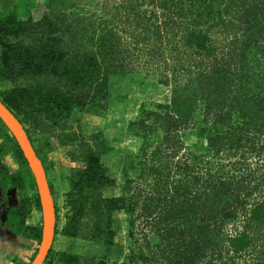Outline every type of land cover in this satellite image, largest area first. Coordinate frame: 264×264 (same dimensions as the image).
<instances>
[{"label": "trees", "instance_id": "16d2710c", "mask_svg": "<svg viewBox=\"0 0 264 264\" xmlns=\"http://www.w3.org/2000/svg\"><path fill=\"white\" fill-rule=\"evenodd\" d=\"M47 2L63 7L72 0ZM150 3L154 9L149 30L157 43L147 48L152 55L144 63L155 65L156 59L159 83L170 90V97L153 110L142 109L133 125L142 131L146 148L152 147L151 160L158 164L150 168L157 186L155 200L158 204L171 201V224L163 222L158 247L165 249L167 264H200L208 254L229 264L238 258L242 264H264V0ZM42 21L50 31L48 37L58 31L56 23L46 17ZM23 27L14 8L0 16V82L50 74L62 83L61 87L12 88L0 94L23 128L25 123L37 128L38 119L59 128L74 109L83 111L106 101L109 77L133 72L134 63L141 62H128V51L121 43L104 37L98 54L83 55L79 66H68L69 55L54 38L34 46L8 40L19 36ZM145 39H138L134 50L148 44ZM195 129L205 153L183 152L180 159L182 135ZM58 146L75 164L66 193L70 215L61 234L79 236L90 203L98 219H107L106 244L112 245L110 217L127 205L124 197L99 195L115 184L101 162L107 147L101 144L94 149L74 132L62 135ZM28 186H35L28 167L24 177L0 164V232L40 244L42 219L28 224L31 201L22 198L15 204L12 198L15 190ZM49 188L52 194L50 184ZM34 207L41 211L38 194ZM51 249L43 264L53 259ZM4 258L14 262L11 256ZM57 261L75 264L78 256L61 252Z\"/></svg>", "mask_w": 264, "mask_h": 264}, {"label": "rangeland", "instance_id": "374dc122", "mask_svg": "<svg viewBox=\"0 0 264 264\" xmlns=\"http://www.w3.org/2000/svg\"><path fill=\"white\" fill-rule=\"evenodd\" d=\"M150 1L72 0V5L54 7L49 6L47 0H0V16L14 8L18 20L24 23V31L19 36L8 39L13 43L34 46L54 38V43L67 51L70 58L68 66L73 63L79 66L83 55L100 52V41L107 37L117 45L121 43L120 47L128 51V62L141 61L134 63L133 72L109 77L106 101H98L83 111L74 109L70 118L59 128H51L41 119H38L37 128L29 123L24 124L39 159L46 167L54 194L53 201L58 217L55 233L57 237L53 241L50 258L56 261L58 255L65 252L78 256L75 264L168 263L165 249L161 250L158 246L163 222L171 224L172 218L169 217L168 211L172 207L171 201L166 200L158 204L155 200L157 186L153 185L155 176L150 172V168L157 167L158 164L151 160L152 147L146 148L145 142L142 141V131L133 125L142 109L153 110L156 104L166 103L170 97V90L159 83L160 72L156 68V59H153L155 65L150 61L144 63L152 55L148 53L147 48L151 50L157 43L149 30V20L154 9ZM160 11L157 10L158 13ZM43 17L57 24L58 31L50 37V31L42 21ZM143 38L149 39L148 44L142 45V51L134 50L136 43L140 42L138 39ZM39 86L61 87L62 83L59 78L50 74L38 79L0 82V94L12 88ZM100 105L104 110L99 109ZM84 113L88 114L85 121L82 119ZM89 118L98 121H90L88 127H85ZM70 132L83 136L94 149L100 148L101 144L107 147L101 155V162L107 168L108 175L115 180V184L113 187L102 189L99 195L102 198H126L127 206L124 210L110 217L112 245L106 244L107 219H98L91 212L90 203L87 204L81 219L79 236L72 239L61 234L70 215V200L67 199L66 193L69 189V176L75 164L68 158L66 150L58 144L60 137ZM197 134L198 130L195 129L182 135L184 147L178 154L180 159L184 155L183 152L196 155L205 153L204 142ZM11 137L8 129L0 124L1 168L18 172L25 177L28 165L26 167ZM96 138L98 140H95ZM64 169L68 170V176H65L67 183L66 188H61L57 185V179L62 181L64 176L60 170ZM56 172H59V176ZM12 194L15 204L22 198L31 201L28 221L39 223L41 211L34 207V199L38 194L36 184L23 190H15ZM92 196L94 198V195ZM97 229L102 232L97 233ZM37 246L38 248H31L29 254L21 256L23 258H13V264H31L41 245ZM207 256L200 264H229L225 259L215 261L210 254ZM235 262L242 264L240 258L235 259ZM51 263L52 259L48 261V264Z\"/></svg>", "mask_w": 264, "mask_h": 264}, {"label": "water", "instance_id": "95a60500", "mask_svg": "<svg viewBox=\"0 0 264 264\" xmlns=\"http://www.w3.org/2000/svg\"><path fill=\"white\" fill-rule=\"evenodd\" d=\"M0 120L17 143L38 190L41 206L42 240L40 249L31 264H43L53 243L56 224L55 206L46 173L22 124L1 100ZM43 246L44 248H42Z\"/></svg>", "mask_w": 264, "mask_h": 264}, {"label": "crops", "instance_id": "0c3cea01", "mask_svg": "<svg viewBox=\"0 0 264 264\" xmlns=\"http://www.w3.org/2000/svg\"><path fill=\"white\" fill-rule=\"evenodd\" d=\"M0 7H1V5H0ZM87 115L88 114L84 113V115L82 117V119H84V121L86 120L85 116H87ZM90 121H93L95 123L96 121H98V119H95V118L94 119H90L89 118V120L87 122V126L85 125V127H88V125L90 124L89 123ZM40 161H41V163H42V165L44 167L48 184H50L49 183V177H48L49 174H48V172L46 170V167H45L43 161L42 160H40ZM54 161H56V160H54ZM60 172L62 173V175L64 177L62 178V181L59 178L57 179V185L61 186V188H66L65 186H66L67 180L65 179V176L66 177L68 176V174H67L68 170L64 169V170H60ZM56 174L59 176V172H56ZM53 196H54V194L52 193V197ZM28 224L36 225V224H33V222L31 223V221L30 222L28 221ZM56 237H57V235H54V239ZM54 239H53V241H54ZM37 245L38 244L36 242L27 240V239H25L23 237L12 236V235L0 232V264H13L9 260L5 259L4 256L8 255V256H11L12 258H18V257L19 258H23L21 256L29 254V251L31 250V248H38ZM45 264H48V263H45ZM51 264H59V263H58V261L52 259V263Z\"/></svg>", "mask_w": 264, "mask_h": 264}, {"label": "bare ground", "instance_id": "6f19581e", "mask_svg": "<svg viewBox=\"0 0 264 264\" xmlns=\"http://www.w3.org/2000/svg\"><path fill=\"white\" fill-rule=\"evenodd\" d=\"M42 248H44V246Z\"/></svg>", "mask_w": 264, "mask_h": 264}]
</instances>
